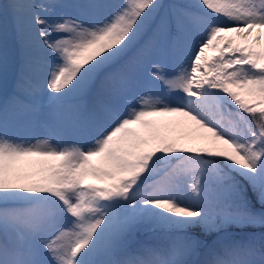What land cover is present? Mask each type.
I'll return each mask as SVG.
<instances>
[{
	"label": "snow or ice",
	"instance_id": "snow-or-ice-1",
	"mask_svg": "<svg viewBox=\"0 0 264 264\" xmlns=\"http://www.w3.org/2000/svg\"><path fill=\"white\" fill-rule=\"evenodd\" d=\"M10 61L0 264H264V0H10Z\"/></svg>",
	"mask_w": 264,
	"mask_h": 264
},
{
	"label": "rangeland",
	"instance_id": "rangeland-1",
	"mask_svg": "<svg viewBox=\"0 0 264 264\" xmlns=\"http://www.w3.org/2000/svg\"><path fill=\"white\" fill-rule=\"evenodd\" d=\"M32 2L42 3V2H46V0H32ZM208 54H209V58L215 55L211 51H209ZM144 90H145L144 88L141 89L142 92ZM152 92L159 93L161 95H166L167 102H171V103H180L182 102V100H186L184 99L183 92L180 90L168 91L165 88H154ZM164 118L165 119H159V117H157L154 119L160 120L166 123L170 122L173 127H176V133H178V135L190 136L192 134V130L190 128H182L178 126V122L182 118H179V117H164ZM13 138L17 140L29 139L32 143H35L37 140L48 139V137L44 135L42 129H37V128L29 127L26 125H22L19 128V130L13 135Z\"/></svg>",
	"mask_w": 264,
	"mask_h": 264
},
{
	"label": "trees",
	"instance_id": "trees-1",
	"mask_svg": "<svg viewBox=\"0 0 264 264\" xmlns=\"http://www.w3.org/2000/svg\"><path fill=\"white\" fill-rule=\"evenodd\" d=\"M181 2H185V3H188V2H191V0H181ZM197 232H199L200 230L199 229H196ZM239 233H235V235H238Z\"/></svg>",
	"mask_w": 264,
	"mask_h": 264
}]
</instances>
